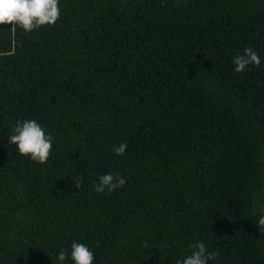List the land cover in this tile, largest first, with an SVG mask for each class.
Segmentation results:
<instances>
[{
    "label": "trees",
    "instance_id": "16d2710c",
    "mask_svg": "<svg viewBox=\"0 0 264 264\" xmlns=\"http://www.w3.org/2000/svg\"><path fill=\"white\" fill-rule=\"evenodd\" d=\"M58 6L0 26V264H74L73 241L93 264H176L197 242L208 264H264V0ZM246 47L261 63L236 73ZM29 119L45 164L8 142ZM107 173L126 183L98 194Z\"/></svg>",
    "mask_w": 264,
    "mask_h": 264
},
{
    "label": "clouds",
    "instance_id": "9594fccd",
    "mask_svg": "<svg viewBox=\"0 0 264 264\" xmlns=\"http://www.w3.org/2000/svg\"><path fill=\"white\" fill-rule=\"evenodd\" d=\"M59 0H0V26L10 25L13 28L19 26L24 32L31 33L42 26L55 25L60 18ZM234 71L242 73L247 66H259L261 63L259 54L250 47L244 49L243 55H237L232 61ZM8 137L10 145H16L18 154L28 157L34 163H47L53 147V137L35 119L18 121ZM128 148L127 143L113 146L115 155L122 156ZM126 179L121 175L111 173L99 177V182L94 185V190L99 193H111L123 185ZM77 188H81L79 179L75 181ZM258 229L264 233V212L256 222ZM193 249L190 256L176 261V264H208L209 260H215L217 253L209 252L203 242H197L189 246ZM64 249H61L58 260L63 264L67 259ZM71 259L74 264H93L94 253L82 242L73 241L71 244Z\"/></svg>",
    "mask_w": 264,
    "mask_h": 264
}]
</instances>
